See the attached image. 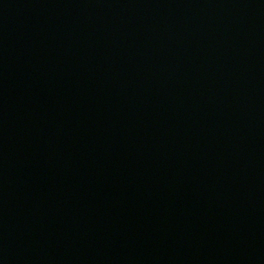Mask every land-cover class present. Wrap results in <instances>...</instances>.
<instances>
[{
  "label": "water",
  "instance_id": "obj_1",
  "mask_svg": "<svg viewBox=\"0 0 264 264\" xmlns=\"http://www.w3.org/2000/svg\"><path fill=\"white\" fill-rule=\"evenodd\" d=\"M0 264H264V0H0Z\"/></svg>",
  "mask_w": 264,
  "mask_h": 264
}]
</instances>
